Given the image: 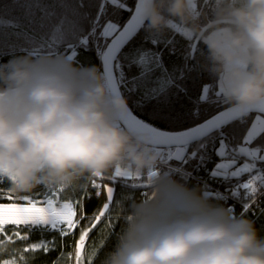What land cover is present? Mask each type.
<instances>
[{"label":"clouds","instance_id":"obj_1","mask_svg":"<svg viewBox=\"0 0 264 264\" xmlns=\"http://www.w3.org/2000/svg\"><path fill=\"white\" fill-rule=\"evenodd\" d=\"M143 9L148 31L181 26L204 45L202 66L227 105L264 107V0H210L204 13L197 0H143ZM129 111L94 66L47 52L13 57L0 65V176L17 194L68 190L117 167L144 179L143 195L117 205L120 231L99 264H264L254 222L158 171L150 137L120 124Z\"/></svg>","mask_w":264,"mask_h":264},{"label":"trees","instance_id":"obj_2","mask_svg":"<svg viewBox=\"0 0 264 264\" xmlns=\"http://www.w3.org/2000/svg\"><path fill=\"white\" fill-rule=\"evenodd\" d=\"M137 2L138 0H2L0 65L16 56H35L47 52L67 57L71 55L70 59L75 66H94L102 73L100 58L109 42L131 19ZM197 3L201 13L210 8V0H197ZM108 24L114 28L105 32ZM183 30L181 26H176L162 33H154L147 30L146 22L138 35L119 54L115 64L121 94L127 100L134 117L164 133L189 130L230 107L224 102L222 94H217L216 78L202 66L204 45L198 44L191 55L193 42L188 41ZM205 86L208 87V93L202 98ZM256 116L258 115L249 114L195 145L184 148V153L180 152L168 162L177 171L162 166H159L158 171H165L180 182L187 183L189 187L200 188L208 197L211 192L217 191L228 195L234 193L237 197L232 201L235 215L252 220L258 235L264 237V164H257L250 172L239 176L214 174L220 160L217 150L222 142L227 145V158L236 160L238 165L247 161L237 153L240 146H248L254 159L264 153V130L249 144L245 143L247 131ZM258 175H261L260 179H257ZM95 179L101 185L109 183L106 178ZM250 180L255 182L252 185L255 192L246 187ZM145 182L142 178L139 181L118 178L109 211L86 238L82 264H86L94 247L99 250V257L93 262L99 264L104 252L114 245L122 223L117 205L126 196L143 195L144 187L132 185ZM239 183L245 189H240ZM208 186L210 187L207 188ZM0 189L6 194L12 191L5 179L0 184ZM35 191L20 194L12 192V195L37 198ZM96 191H101L102 194L97 197ZM75 201V206L77 201L81 202L86 219L81 221L70 237L63 240L59 232L38 229L29 231L27 227H23L20 234H26L28 239L0 246L1 250H7L5 255H0V262L8 257H16L18 260L23 258L18 264H76L75 241L79 239L80 230L91 226V218L98 214L107 199L103 188L94 191L91 183L84 181ZM213 201L227 208L217 198ZM2 202L9 201L2 199ZM246 206H249L247 211ZM80 214V208L77 207L76 218ZM109 218L111 226L105 227ZM8 229L12 230L11 227ZM6 233L8 234L7 231ZM32 244L45 246L48 250L25 251Z\"/></svg>","mask_w":264,"mask_h":264},{"label":"snow or ice","instance_id":"obj_3","mask_svg":"<svg viewBox=\"0 0 264 264\" xmlns=\"http://www.w3.org/2000/svg\"><path fill=\"white\" fill-rule=\"evenodd\" d=\"M222 115H227L222 114ZM215 119V118H214ZM211 123V122H210ZM155 142V141H154ZM151 175V174H150ZM106 178L109 183H104L103 185L97 183L96 179H93L91 183V189L97 190L103 188V193L106 194L107 202L102 204L98 214L94 215L90 220V227H84L80 230L79 239L75 241V258L76 264H82V257L84 255V244L86 238L89 234L97 228L101 223L103 217L109 211L110 204L113 201V195L115 190V184L118 178L134 179L139 181L140 177L133 176L130 172L122 171L119 167L116 168L115 172L107 175ZM150 178V177H149ZM4 182V178L0 176V184ZM133 187H146L145 183L133 184ZM87 187V186H85ZM250 190L255 192V189L251 184L246 185ZM64 190H48L46 194H43V199L35 198L29 195H17L13 196L12 191L7 194L0 189V199H7L8 203L0 202V233L7 231L6 226L12 225L17 226L16 235L20 234L19 226H25L29 231H33L40 226L51 225L52 227L59 226L60 233L62 236L69 235L70 231L76 229L82 220L86 219L83 215V210L81 202L77 201V206H74L71 200H65L61 202L60 193ZM96 196L99 197L102 192L96 191ZM77 207L80 208V216L77 217ZM111 226V218H109V223L105 227ZM44 229V228H41ZM27 235L22 236L21 239L27 240ZM103 246V242H101ZM36 249H43L45 252L48 250L47 247L32 244L30 249H25V251H34ZM93 250H96L94 247ZM89 255L86 264H94L93 255ZM23 259V258H21ZM3 264H16L15 260H5Z\"/></svg>","mask_w":264,"mask_h":264},{"label":"water","instance_id":"obj_4","mask_svg":"<svg viewBox=\"0 0 264 264\" xmlns=\"http://www.w3.org/2000/svg\"><path fill=\"white\" fill-rule=\"evenodd\" d=\"M146 22L147 20L144 15L143 0H138L135 12L131 19L109 42L100 58L102 74L105 78L106 85L109 87L110 94L112 95L122 96L115 73V64L118 56L128 43L138 35ZM197 45L198 44L196 42H193L191 55H193ZM225 113L227 115H222ZM249 114L264 116V107H256L247 110L229 107L189 130L179 133H163L162 136L157 137L140 131L133 124L132 118H134V115L131 111L124 113L121 116L120 124L134 134L150 137L148 142L151 143L155 149H175L193 146L208 136L220 131L222 128L229 126ZM237 153L242 158H246L247 161L251 162L255 160L259 164H264V153L261 154L258 159H254L248 146L238 147Z\"/></svg>","mask_w":264,"mask_h":264},{"label":"rangeland","instance_id":"obj_5","mask_svg":"<svg viewBox=\"0 0 264 264\" xmlns=\"http://www.w3.org/2000/svg\"><path fill=\"white\" fill-rule=\"evenodd\" d=\"M113 28H114V26L108 24L105 27V32H108V31L112 30ZM183 32H184V30H183ZM70 58H71V55L68 56V59L71 61ZM207 93H208V87L205 86L203 88V91H202V98H205L206 95H207ZM217 94H221V92L219 91L218 87H217ZM153 130H156V129H153ZM263 130H264V117L258 115V116L255 117V119L253 120L250 128L247 131V134H246V137H245V143L249 144ZM156 131H158V130H156ZM158 132H161V131H158ZM162 133H164V132H162ZM185 148H187V147H185ZM227 151H228L227 150V145L225 144V142H222L221 145H220V147L217 150V155H218V157H219L220 160H219V162L217 164V168H216V170L214 172L215 175L239 176V175H241L243 173L250 172L251 169L254 167V164H251V162H249V161H246V162L241 163L240 165H238V162L236 160L226 157ZM159 152L161 154V157H164L165 167L177 171V168L174 167V166H172V165H170V164H168V162L172 158H175V156H177L180 152L181 153H184L185 152V149L184 148L159 149ZM254 155L256 156V154H254ZM178 171H179V169H178ZM83 183H84V181L81 182V185L82 186H76V187H73V188H70L68 190H64L63 192H61L59 194L61 201L71 200L73 202V204H74L75 200L78 199L80 190H82V188H83ZM34 190H36L35 193L37 195V198H39V199H43V194H46V192L48 191V190H44L42 188H37V189H34ZM84 190L87 191V189H84ZM8 227H11V225L6 226V229H7L8 234L6 232L0 233V239H2L5 236L7 237L8 235L14 233L13 237L16 240H18V241H20V240L23 241L24 240V239H21V237L22 236H25L26 234H24V235H22V234L16 235V231H13L15 229H13V227H11L12 230H9ZM23 227H25V226H20L19 228L21 229ZM51 227H52L51 225L40 226V228H44V229H41V230H45V231H50L51 230ZM57 227L58 226L52 227V228H57ZM40 228H36V229H40ZM49 228H50V230H48ZM73 230H71L70 233ZM7 240L8 239H5V243L6 244H8ZM11 241L15 243V241L13 239H11ZM30 248H31V246H29V249ZM34 251H38V250L36 249ZM6 252H7V250L4 251V249L3 250L0 249V255L1 256L2 255H5ZM13 255H15V254H13ZM6 260H15L16 261V264H18L19 261H22L21 258H19V260H18L16 257L15 258L8 257ZM3 262H0V264H3Z\"/></svg>","mask_w":264,"mask_h":264},{"label":"bare ground","instance_id":"obj_6","mask_svg":"<svg viewBox=\"0 0 264 264\" xmlns=\"http://www.w3.org/2000/svg\"><path fill=\"white\" fill-rule=\"evenodd\" d=\"M132 121H133V124L140 130V131H142V132H144L145 134H148V135H151V136H162L163 135V133L162 132H158V131H156V130H153L152 128H150L149 126H147V125H145L144 123H142V122H140L137 118H132ZM214 182H215V180H214ZM210 186H208L207 188H209ZM238 187L240 188V189H245V188H242V185H241V183H239V185H238ZM263 193H264V189H263ZM216 194V195H215ZM210 198H212V199H214V198H217L218 200H220L226 207H227V209L229 210V211H232V212H234V214H235V210H234V206H233V204H232V201H234V200H236L237 199V197L234 195V193H232L231 195H228L227 193H224V192H221V191H217V192H211L210 193V196H209ZM61 202H64V201H61ZM76 202V201H75ZM75 202H74V206H75ZM249 209V206H246L245 207V211H247ZM38 230H40V231H45V230H41V228L40 229H38ZM75 230V229H74ZM73 230V231H74ZM73 231L71 232V233H69V235H67V236H62L61 235V237H62V239L64 240L65 238H67V237H70L71 236V234L73 233ZM51 232H59L60 233V229H59V227L58 228H56L55 230H52ZM61 234V233H60ZM13 235H14V233H12V234H10V235H8L7 237L5 236V237H3L2 239H0V246H3V245H5L6 243H5V239H8L7 240V242L8 243H14V242H12L11 241V239H13L15 242L16 241H18V240H16L14 237H13ZM27 239H28V237H27ZM4 243V244H3ZM3 244V245H2Z\"/></svg>","mask_w":264,"mask_h":264},{"label":"built area","instance_id":"obj_7","mask_svg":"<svg viewBox=\"0 0 264 264\" xmlns=\"http://www.w3.org/2000/svg\"><path fill=\"white\" fill-rule=\"evenodd\" d=\"M159 165L160 166H164L165 165L164 157H161ZM260 177H261V175H258L257 179H260ZM254 183H255L254 180H250L249 181V184H251V185H254ZM15 227H17V226H15Z\"/></svg>","mask_w":264,"mask_h":264}]
</instances>
